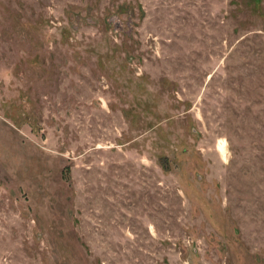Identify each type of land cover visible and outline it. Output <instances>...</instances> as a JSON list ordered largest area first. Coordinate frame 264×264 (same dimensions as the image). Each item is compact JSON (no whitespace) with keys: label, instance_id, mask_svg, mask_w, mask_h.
<instances>
[{"label":"rangeland","instance_id":"rangeland-1","mask_svg":"<svg viewBox=\"0 0 264 264\" xmlns=\"http://www.w3.org/2000/svg\"><path fill=\"white\" fill-rule=\"evenodd\" d=\"M0 264H264V0H0Z\"/></svg>","mask_w":264,"mask_h":264}]
</instances>
